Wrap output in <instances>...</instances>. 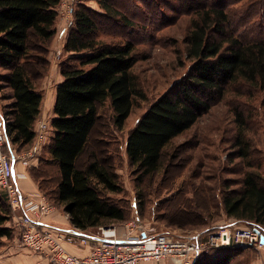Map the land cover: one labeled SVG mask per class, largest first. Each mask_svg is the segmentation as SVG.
<instances>
[{"label": "trees", "instance_id": "16d2710c", "mask_svg": "<svg viewBox=\"0 0 264 264\" xmlns=\"http://www.w3.org/2000/svg\"><path fill=\"white\" fill-rule=\"evenodd\" d=\"M178 1L191 16L186 57L192 66L173 89L148 107L127 137V157L139 180L164 170L168 145L225 99L230 90L238 86L252 96L264 94V38H247L231 28L233 9L244 0ZM96 2L105 12L99 15L132 25L110 0ZM60 3L0 0V69L5 72L0 73V81L10 89L12 99L2 119L12 151L14 146L30 148L36 138L44 102L36 80L47 76L50 67L47 44L57 33ZM97 15L85 6L74 12L75 26L64 44L65 53L71 56L60 65L63 81L56 89L50 122L54 136L43 149L58 171L56 188L51 191L53 205L62 208L71 226L83 234L126 220L125 210L106 196L122 191L109 159L99 157L95 149L85 166L78 165L91 143L100 107L109 102L114 127L121 131L136 100L145 99L133 73L139 61L135 44L130 40H97ZM32 46H41V53L34 54ZM261 105L264 107V98ZM232 112L236 124L233 148L244 166L239 180L223 185L220 206L227 219L258 228L264 235V177L251 160L248 137L252 115L240 104L233 105ZM38 187L45 194L42 183ZM1 195L0 240L11 238L14 230L8 225L11 210ZM239 253L236 247L216 249L198 256L193 264H232Z\"/></svg>", "mask_w": 264, "mask_h": 264}, {"label": "rangeland", "instance_id": "374dc122", "mask_svg": "<svg viewBox=\"0 0 264 264\" xmlns=\"http://www.w3.org/2000/svg\"><path fill=\"white\" fill-rule=\"evenodd\" d=\"M110 1L115 9L128 17L132 24L130 27L112 16L99 15L105 12L96 0H61L56 23L57 33L47 44L50 50V67L47 76L36 80V87L46 99V93L50 94L54 83L59 81L60 65L71 56L65 53L64 44L68 33L75 26L74 12L79 6L98 13L97 40H130L135 44L139 61L133 73L145 99L136 100L121 131L114 127L111 105L107 102L101 106L100 119L93 131L91 143L78 161L80 167L85 166L90 159V152L95 149L99 157L109 159L122 191L106 193V196L126 213L125 221L111 225L116 226L122 234L140 227L153 236L168 234L186 240L204 233L201 237L203 241L208 239L210 233L222 232L224 228L233 231L247 227V224L236 223L223 214L220 206L221 189L226 181L239 180V172L244 166L233 148L236 135L233 105L240 104L252 115L248 121L251 160L264 177V107L261 105L264 94L256 93L252 96L250 91L238 86L230 90L225 99L215 104L190 130L168 145L164 170L139 180L127 157V137L148 107L173 89L175 83L192 66L186 57L191 16L184 13L178 0ZM233 10L231 28L236 34L240 33L247 38H264V0H244ZM34 49V54H40L42 47ZM30 71L33 72L32 69ZM0 73L5 74L1 69ZM10 94V89L0 81V118L12 103ZM31 147L21 149L14 146L13 151L20 154ZM6 152L10 153L11 149L6 148ZM33 166L39 167L35 169ZM24 171L36 184L42 183L45 192L43 195L52 205L55 204L51 191L56 188L58 171L56 165L49 160L48 152H42L39 159L37 156L32 158L28 167L17 161L16 172ZM49 193L51 194L48 195ZM1 196L11 210L12 219L21 214L19 209L12 208L5 195ZM63 215L69 219L68 214ZM16 230L15 228L13 231ZM239 249L241 253L232 264H264V249Z\"/></svg>", "mask_w": 264, "mask_h": 264}, {"label": "built area", "instance_id": "2783aa9c", "mask_svg": "<svg viewBox=\"0 0 264 264\" xmlns=\"http://www.w3.org/2000/svg\"><path fill=\"white\" fill-rule=\"evenodd\" d=\"M36 125L33 146L17 154L12 151L5 123L0 118V193L8 198L13 209L21 212L14 218L21 228L23 245L49 258L51 264H143L166 259H170L173 264H193L198 256L216 249H264L262 231L250 227L233 231L224 228L222 232L210 233L208 239L203 241V235L200 234L186 240L168 234L153 236L140 227L122 234L116 226L108 225L83 234L76 229L61 230L47 226L42 219L49 216L55 207L43 196L36 202L32 195L24 193L19 185L21 175L16 172L17 161L28 167L30 160L38 157L54 136L48 120L39 119ZM6 148H10L11 152L7 153ZM66 241L88 246L90 252L86 256L73 255L65 248Z\"/></svg>", "mask_w": 264, "mask_h": 264}, {"label": "crops", "instance_id": "0c3cea01", "mask_svg": "<svg viewBox=\"0 0 264 264\" xmlns=\"http://www.w3.org/2000/svg\"><path fill=\"white\" fill-rule=\"evenodd\" d=\"M86 69H90V67H87ZM62 81L63 77L61 75L59 81L54 83L51 93H46L47 97L44 99L42 113L39 119L43 118L49 122L53 119L56 89ZM20 175V181H18L20 188L24 193L32 195L33 200L36 202L41 200L40 196L45 197L38 185L30 179V176L25 171L21 172ZM63 214L62 208H55L49 216L42 219V222L49 227L61 230L74 229L71 226L69 219ZM8 225L17 230L15 232L13 231V236L11 238H2L0 240V264H51L49 258L26 248L21 243V228L18 226L15 218H13ZM64 246L69 253L77 256H86L90 252V247L81 246L79 243L75 242L72 243L66 241L64 242ZM143 264H173V262L170 259H166L159 262H147Z\"/></svg>", "mask_w": 264, "mask_h": 264}, {"label": "water", "instance_id": "95a60500", "mask_svg": "<svg viewBox=\"0 0 264 264\" xmlns=\"http://www.w3.org/2000/svg\"><path fill=\"white\" fill-rule=\"evenodd\" d=\"M261 239H262V243L264 244V235L262 236V238H261Z\"/></svg>", "mask_w": 264, "mask_h": 264}]
</instances>
